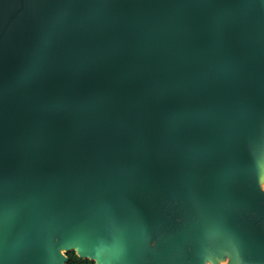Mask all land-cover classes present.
Wrapping results in <instances>:
<instances>
[{
	"label": "water",
	"instance_id": "95a60500",
	"mask_svg": "<svg viewBox=\"0 0 264 264\" xmlns=\"http://www.w3.org/2000/svg\"><path fill=\"white\" fill-rule=\"evenodd\" d=\"M262 183L264 0H0V264H264Z\"/></svg>",
	"mask_w": 264,
	"mask_h": 264
},
{
	"label": "trees",
	"instance_id": "16d2710c",
	"mask_svg": "<svg viewBox=\"0 0 264 264\" xmlns=\"http://www.w3.org/2000/svg\"><path fill=\"white\" fill-rule=\"evenodd\" d=\"M68 262L66 264H95L94 262L88 260L79 259L75 253H68L67 255Z\"/></svg>",
	"mask_w": 264,
	"mask_h": 264
},
{
	"label": "rangeland",
	"instance_id": "374dc122",
	"mask_svg": "<svg viewBox=\"0 0 264 264\" xmlns=\"http://www.w3.org/2000/svg\"><path fill=\"white\" fill-rule=\"evenodd\" d=\"M260 187H261V189L264 191V183H262L261 185H260ZM227 263V261H220L219 262V264H226ZM207 264H210V263H207Z\"/></svg>",
	"mask_w": 264,
	"mask_h": 264
},
{
	"label": "snow or ice",
	"instance_id": "6c2138e0",
	"mask_svg": "<svg viewBox=\"0 0 264 264\" xmlns=\"http://www.w3.org/2000/svg\"><path fill=\"white\" fill-rule=\"evenodd\" d=\"M112 258H117V257H112Z\"/></svg>",
	"mask_w": 264,
	"mask_h": 264
},
{
	"label": "flooded vegetation",
	"instance_id": "af4514ba",
	"mask_svg": "<svg viewBox=\"0 0 264 264\" xmlns=\"http://www.w3.org/2000/svg\"><path fill=\"white\" fill-rule=\"evenodd\" d=\"M227 264V263H226Z\"/></svg>",
	"mask_w": 264,
	"mask_h": 264
}]
</instances>
